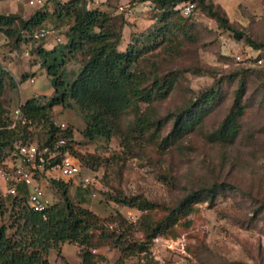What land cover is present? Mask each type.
Returning a JSON list of instances; mask_svg holds the SVG:
<instances>
[{
	"label": "rangeland",
	"instance_id": "1",
	"mask_svg": "<svg viewBox=\"0 0 264 264\" xmlns=\"http://www.w3.org/2000/svg\"><path fill=\"white\" fill-rule=\"evenodd\" d=\"M26 1L13 0V3L22 6ZM122 1L87 0V4L91 8L106 9L115 17L117 25L123 24L125 34L120 51L132 40L144 48L145 36L161 27L162 11L150 3L134 0L133 14L124 17L116 11ZM206 3L213 10H220L228 25L241 36L237 38L221 28L203 8L184 21L171 17V41L146 53L140 61L139 70L150 78L166 75L177 78L168 97L141 106L153 123L146 132H130L133 117L126 116L118 122V136L109 141H89L81 134L85 123L75 109H53L52 119L57 126L72 130V155L80 164V173L63 178L56 172L37 171L47 197L52 204L59 203L61 194L51 180L63 182L73 203L101 219L118 213L131 225L129 236H123L118 247L110 243L92 250L96 255L95 264H145L147 261L152 264H264V49L256 50L246 43V39L264 43V0H206ZM27 9L38 10L29 6ZM45 9L52 10L53 6L47 5ZM15 15L23 18V14ZM24 17L27 19L29 15ZM0 39H4L2 34ZM3 47L7 46L0 45V49ZM26 48L23 46L20 51ZM80 61L79 55L66 61L69 81L79 70ZM37 62L39 59L31 53L14 62L13 67L26 80L20 82V88L7 89L5 101L9 110L32 98L45 103L53 96L50 78L45 69L34 65ZM242 75H245L246 92L239 134L230 144L212 141L210 135L228 113ZM30 79H34L33 84ZM212 87L219 88V96L199 126L175 144L161 147L162 140L172 131L175 116ZM31 139L41 145L43 129L37 130ZM4 154L3 163L14 165V148L7 147ZM3 163L2 168L9 167ZM83 179H89L90 183L83 185ZM212 184L223 186L215 199L194 206L172 229L148 243V251L140 253L128 248L131 242L144 241L142 213L115 203L112 197L137 196L156 204L158 208L148 213L156 221L166 214L164 209L175 207L189 193ZM23 190L19 188L25 193ZM2 199L10 209L12 197ZM1 223L11 224L8 214ZM60 251L64 260L57 256L56 250H51L47 258L50 264H80L78 246L67 243Z\"/></svg>",
	"mask_w": 264,
	"mask_h": 264
},
{
	"label": "trees",
	"instance_id": "2",
	"mask_svg": "<svg viewBox=\"0 0 264 264\" xmlns=\"http://www.w3.org/2000/svg\"><path fill=\"white\" fill-rule=\"evenodd\" d=\"M178 1L140 0L162 11L159 19L161 27L145 36L144 48H139L132 40L127 42L124 51L119 50L123 42V24L117 25L115 17L106 9L91 8L87 0H46L27 19L16 15H0V34L5 38L4 45L17 55L24 53L20 51L23 46L30 49V53L38 57L40 67L46 70L54 89L53 96L45 103L32 98L21 104L24 123L18 122L12 126V111L7 106L5 94L7 89L14 88L15 83L0 65V164L3 163L7 147L15 150L18 144H34L39 148L52 146L59 132L73 144L72 130L67 128L60 131L53 121L54 108L75 109L85 123L81 134L89 141H109L118 136V122L126 116L133 117L129 131L143 134L150 129L153 123L142 112L141 106H149L158 99L168 97L177 78L171 75L150 78L145 71L139 70L140 61L146 53L171 41V17L175 16L177 21L187 20L174 11ZM190 1L196 3V10L205 9L221 28L237 38L241 36L228 25L224 14L220 10H213L206 0ZM47 5L53 6V9L46 10ZM41 28H63L61 34L66 42L50 51L45 50L42 45L44 39L37 42L33 39L34 32ZM246 43L256 50L264 49V43L249 39H246ZM76 55L81 56L80 68L69 81L66 61ZM25 80L26 76L22 77L21 82ZM245 88V75H242L228 113L210 135L212 141L230 144L239 134ZM218 92V87H212L202 93L190 107L178 113L172 131L160 146L167 148L175 144L199 126L218 98ZM40 129L44 133L41 145L31 139ZM48 168L44 167L43 171L46 172ZM51 184L60 192L61 200L52 204L43 214L33 212L27 206L25 193L21 191L12 197L8 209L0 192V264H50L47 258L51 250H56L57 256L64 260L60 247L67 243L80 248V264H95L96 255L92 250L110 243L118 247L123 236H129L131 225L120 214L101 219L92 211L73 203L68 196L67 184L55 180H51ZM222 187L212 184L189 193L175 207L164 209L166 214L156 221L148 214L158 208L156 204L137 196L112 197L115 203L142 213L144 241L137 243L129 240L131 245L128 248L140 253L148 251V243L172 229L181 218L192 212L194 206L206 200L213 201ZM6 214L11 219L9 226L1 223ZM8 230H12V233L8 234ZM145 264L152 263L147 261Z\"/></svg>",
	"mask_w": 264,
	"mask_h": 264
},
{
	"label": "built area",
	"instance_id": "3",
	"mask_svg": "<svg viewBox=\"0 0 264 264\" xmlns=\"http://www.w3.org/2000/svg\"><path fill=\"white\" fill-rule=\"evenodd\" d=\"M18 2L22 0H16ZM46 0H27L26 4L30 7H41ZM132 0H124L118 4L116 11L118 14L131 16L133 10L131 7ZM196 10V3L190 0H180L174 7V11L186 19L191 18ZM55 33V30L41 28L34 32L33 39L35 42L46 39ZM60 42V39H57ZM30 49L24 51L25 57L30 54ZM240 62V57H235ZM30 84L34 83V79L29 80ZM12 119L14 126L16 123H24L20 106L12 111ZM63 128V127H62ZM60 131L61 127H59ZM69 140L66 139L62 132L58 133L57 140L52 146H44L39 148L34 144H18L15 147V164L9 166L4 163L7 168L0 166V192L1 197H14L19 194V188L22 187L25 192L27 206L36 213L43 214L52 205V201L47 197L45 190L37 178L35 170L44 172L43 169L49 166L47 173L56 172L63 178H73L80 173V164L75 156L71 154ZM54 161L55 164H53ZM35 169V170H34ZM83 185L90 183L89 179L81 181ZM44 217V215H43Z\"/></svg>",
	"mask_w": 264,
	"mask_h": 264
},
{
	"label": "crops",
	"instance_id": "4",
	"mask_svg": "<svg viewBox=\"0 0 264 264\" xmlns=\"http://www.w3.org/2000/svg\"><path fill=\"white\" fill-rule=\"evenodd\" d=\"M24 1L25 0H22L19 3H23ZM61 1H66V0H61ZM16 2H18V1H16ZM22 6H26V7H22ZM22 6H18L17 4H14L13 0H0V14H6V15H8V14L15 15L17 13L23 14L22 16L25 19L24 15H26V16L29 15V17H30L34 13L33 11L30 12V9H27V4L24 3V4H22ZM61 31L63 32L64 29L60 28L58 30H55V33H53L52 35H50L49 37H47L46 39L43 40L42 45H43V48L45 50L50 51V50L54 49L58 44H64L66 42L64 36L61 34ZM124 34H123V36H124ZM58 38L60 39V42L57 41ZM123 40H124V37H123ZM5 43H6L5 38L3 40L0 39V45L1 46H3ZM6 48L7 47H3L2 49H0V65L13 78V82L15 83L14 88L15 87L20 88V86H19V84L21 82L20 77L23 76V73L19 69L17 71L16 68L13 67L14 66L13 64H14V62L17 61V58H19V57L21 58L25 55L22 53L19 56V55L15 54L14 51H11L10 49L6 50ZM37 59H38V57H37ZM34 65H37L40 67V61ZM19 72L21 74L20 76L18 75ZM14 88H11V89H14ZM10 95H11V92H10ZM24 102H22V103L20 102L19 106L21 104H23Z\"/></svg>",
	"mask_w": 264,
	"mask_h": 264
}]
</instances>
